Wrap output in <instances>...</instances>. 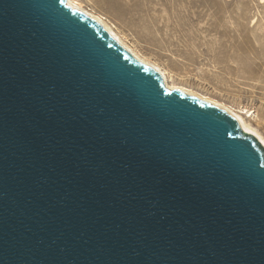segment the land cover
I'll list each match as a JSON object with an SVG mask.
<instances>
[{"label": "water", "instance_id": "95a60500", "mask_svg": "<svg viewBox=\"0 0 264 264\" xmlns=\"http://www.w3.org/2000/svg\"><path fill=\"white\" fill-rule=\"evenodd\" d=\"M0 264H264V140L98 0H0Z\"/></svg>", "mask_w": 264, "mask_h": 264}, {"label": "rangeland", "instance_id": "374dc122", "mask_svg": "<svg viewBox=\"0 0 264 264\" xmlns=\"http://www.w3.org/2000/svg\"><path fill=\"white\" fill-rule=\"evenodd\" d=\"M98 1L264 138V0Z\"/></svg>", "mask_w": 264, "mask_h": 264}, {"label": "bare ground", "instance_id": "6f19581e", "mask_svg": "<svg viewBox=\"0 0 264 264\" xmlns=\"http://www.w3.org/2000/svg\"><path fill=\"white\" fill-rule=\"evenodd\" d=\"M225 107V106H224ZM226 108V107H225ZM230 113H232L236 118H238L243 124H245L249 129H251L256 135H258L262 140H264V138L252 127V125L250 124V122L244 118V113L241 112H234L229 110V108L227 109ZM241 111V110H240ZM243 111V110H242ZM246 114V112H245Z\"/></svg>", "mask_w": 264, "mask_h": 264}]
</instances>
